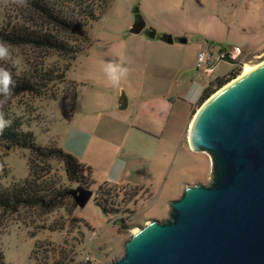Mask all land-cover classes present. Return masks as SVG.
<instances>
[{
	"label": "rangeland",
	"instance_id": "374dc122",
	"mask_svg": "<svg viewBox=\"0 0 264 264\" xmlns=\"http://www.w3.org/2000/svg\"><path fill=\"white\" fill-rule=\"evenodd\" d=\"M47 1L67 15L77 17L87 34L95 38L142 20L148 21L150 25H146L154 30L153 25L175 38L185 37L187 54H191L192 45L200 41L212 45L215 54L229 50L237 64L217 63L216 57L217 65L212 73V77L223 76L227 84L241 75L243 65L254 67L264 62V0ZM103 1L108 4H104L99 21L93 22L82 14L81 11L91 7L96 16L104 7L99 8ZM15 26L68 39V34L31 14L24 6H18L13 0H0V31ZM87 47L88 44H84L82 52ZM10 51V58L0 60V67L8 69L12 78L32 80L42 92L11 96L0 111L5 110L19 120L22 130L31 133L40 148L59 147L79 160L95 161L104 157L105 147L98 138L89 141L79 132L81 113L74 110L72 119L64 118L70 115V100L78 87L67 79V72L76 59L72 61L70 55L31 45H11ZM46 77L51 82L43 81ZM61 77L63 82L59 83L57 80ZM192 83L190 97H199L197 82L192 80ZM221 88H213V94ZM64 98L67 100L63 101ZM193 103L189 125L203 104L199 99ZM169 136L165 135V140ZM159 138V155L167 154V142L160 133ZM132 142L135 146L144 144ZM167 156L166 163L159 160L154 179L149 177L145 181V185L152 186L149 192L131 184L114 183L103 171L104 163L98 171L88 166L92 178L84 174L88 185L69 182L59 160L37 159L27 150L0 141L3 187L32 181L47 196H62L59 204L50 210L20 208L10 213L0 209V264H110L121 257L123 244L133 230H139L152 220H166L168 202L179 199L185 186L209 182V169L201 158L186 154L177 145ZM78 187L89 189L93 194L82 209L69 195ZM97 205L110 209L107 215H103Z\"/></svg>",
	"mask_w": 264,
	"mask_h": 264
},
{
	"label": "water",
	"instance_id": "95a60500",
	"mask_svg": "<svg viewBox=\"0 0 264 264\" xmlns=\"http://www.w3.org/2000/svg\"><path fill=\"white\" fill-rule=\"evenodd\" d=\"M131 31L155 38L142 20ZM219 62L237 64L222 50ZM118 104L126 108L123 95ZM187 144L207 156L209 182L185 186L168 202V218L134 232L110 264H264V63L202 104ZM69 195L82 209L93 194L78 187Z\"/></svg>",
	"mask_w": 264,
	"mask_h": 264
},
{
	"label": "crops",
	"instance_id": "0c3cea01",
	"mask_svg": "<svg viewBox=\"0 0 264 264\" xmlns=\"http://www.w3.org/2000/svg\"><path fill=\"white\" fill-rule=\"evenodd\" d=\"M145 24L150 25L148 21ZM133 25L129 23L96 38L88 33L90 44L67 72V79L78 87L74 108L64 118L72 119L74 110L81 113L82 137L89 141L98 138L105 147L104 157L95 161L77 159L80 164L89 171L88 166L98 171L104 163L103 171L114 183L131 184L150 192L152 186L145 185V181L149 177L154 179L159 160L166 163L176 145L186 154L204 160L210 173L207 156L193 153L185 141L190 112L197 101L192 102L200 98L190 97L189 90L192 80L196 81L201 95L207 84L219 76L195 70L197 54L207 48L204 42L192 45L191 54H187L185 37L175 38L153 25L155 38L149 39L145 32L134 35ZM163 35L170 36L172 41L161 40ZM179 39L186 43H179ZM121 58L130 73L120 86L112 87L104 76L101 61ZM122 95L126 99L124 110L118 104ZM159 133L164 140L165 135H170L165 140L167 154L159 155ZM132 140L144 144L135 146Z\"/></svg>",
	"mask_w": 264,
	"mask_h": 264
},
{
	"label": "trees",
	"instance_id": "16d2710c",
	"mask_svg": "<svg viewBox=\"0 0 264 264\" xmlns=\"http://www.w3.org/2000/svg\"><path fill=\"white\" fill-rule=\"evenodd\" d=\"M108 2V1H107ZM106 1H103L99 5L101 9ZM108 4V3H107ZM106 6V5H105ZM98 10V14L95 16V9L86 8V11H81L86 18L93 22L99 21L103 14V10ZM24 7L31 14L40 17L42 20L48 22L54 28L58 29L60 32L68 34V39H63L57 36L42 34V31H37L28 29L25 27H13L10 30L0 31V40L6 41L10 45H31L35 47L49 48L54 51L70 55L72 61L82 53L81 47L84 44H90V39L87 32L84 30V26L80 24V20L77 17L67 15L64 11L60 10L58 6L49 3L47 0H27ZM70 36V37H69ZM170 36L163 35L161 40L166 41ZM68 67L66 68V70ZM13 80L16 82L15 88L13 89L12 96H18L23 94H40L38 88L32 80L27 78H16L13 76ZM43 81L51 82L47 77ZM59 83L63 82V77L57 80ZM228 80L223 76L216 77L208 83V85L203 89L199 102L203 103L212 94L213 88L219 89L226 85ZM67 100V98H64ZM70 100V99H69ZM76 101V94L70 100V112L74 108ZM4 118L10 120L11 126L6 128L2 135H0V141L6 142L11 146L18 147L27 150L35 158H45L52 159L55 158L59 160L64 167V172L66 178L69 182L75 184L88 185L86 179L90 177V171L87 167L80 164L78 160L71 154L64 152L60 148H40L35 144L34 137L31 133L24 132L22 130V124L16 118H13L5 110ZM84 174H86L84 177ZM61 195L47 196L45 191L39 189L32 181H25L22 184L14 185L12 187H3L1 184L0 177V209L5 212L14 213L20 208H41L45 210H50L59 204L58 199ZM60 200V199H59ZM103 215H107V208L101 205H97Z\"/></svg>",
	"mask_w": 264,
	"mask_h": 264
},
{
	"label": "clouds",
	"instance_id": "9594fccd",
	"mask_svg": "<svg viewBox=\"0 0 264 264\" xmlns=\"http://www.w3.org/2000/svg\"><path fill=\"white\" fill-rule=\"evenodd\" d=\"M18 6H24L27 0H13ZM11 45L6 41L0 40V60H8L11 56ZM102 71L106 77L107 83L112 87L120 86L121 82L125 80L130 68L126 65L124 58L118 61H101ZM16 82L12 78V73L3 67H0V107L7 103L8 99L13 94ZM11 121L4 118V113L0 111V135L4 130L11 126Z\"/></svg>",
	"mask_w": 264,
	"mask_h": 264
},
{
	"label": "built area",
	"instance_id": "2783aa9c",
	"mask_svg": "<svg viewBox=\"0 0 264 264\" xmlns=\"http://www.w3.org/2000/svg\"><path fill=\"white\" fill-rule=\"evenodd\" d=\"M212 45L207 44V48L198 53L196 58V64H195V70L196 72H199L201 74H211L214 71V68L216 67L218 63V52L217 54L212 52ZM238 52V49H236ZM224 54H229V57H232L234 60L236 57H233L229 50H222ZM216 57H217V63H216Z\"/></svg>",
	"mask_w": 264,
	"mask_h": 264
},
{
	"label": "bare ground",
	"instance_id": "6f19581e",
	"mask_svg": "<svg viewBox=\"0 0 264 264\" xmlns=\"http://www.w3.org/2000/svg\"><path fill=\"white\" fill-rule=\"evenodd\" d=\"M263 63H264V62H263ZM263 63H261V64H263ZM261 64H259V65H261ZM259 65H256V66H254V67H250V66H248V65H246V64L243 65V66H242V70H243V71H242V73H241V75H240L239 77H241V76L244 74V72H245L246 70L256 68V67L259 66ZM239 77H238V78H239ZM238 78H237V79H238ZM233 81H234V80H233ZM146 224H147V223H146ZM136 231H138V230H133V231H132V234H133L134 232H136Z\"/></svg>",
	"mask_w": 264,
	"mask_h": 264
}]
</instances>
